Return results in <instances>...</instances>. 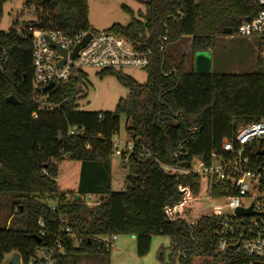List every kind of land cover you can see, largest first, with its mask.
Wrapping results in <instances>:
<instances>
[{"label": "trees", "instance_id": "trees-1", "mask_svg": "<svg viewBox=\"0 0 264 264\" xmlns=\"http://www.w3.org/2000/svg\"><path fill=\"white\" fill-rule=\"evenodd\" d=\"M7 2L0 0V19ZM258 3L147 0L139 19L126 9L132 22L114 25L110 32L146 41L154 57L144 85L118 71L100 73L101 77L114 76L129 92L108 113L79 110L86 75L78 71L59 91L57 100L64 101L60 113H39L34 119L32 40L16 33L18 20L9 32H0V49L10 55L5 73L0 75V196L8 195L12 214L23 216L27 223L23 230L0 227V262L12 253L27 262L39 249L48 248L58 264H76L79 258L109 254L107 244L112 237L129 235L137 241L140 258L149 254L153 237L162 236L172 242L170 264H196L197 260L201 264H248L245 256L227 259L215 255L217 216L188 221L166 212V207L183 201L180 189L189 190V199L200 200L201 179L171 175L160 164L187 167L193 157L220 153L223 141L238 129L264 121V76L199 74L187 70L185 59L177 64L165 51L168 45L191 38L193 59L197 53L209 52L216 38L227 36L224 30L237 34L245 19L256 16ZM33 6L37 22L45 29L67 34L91 32L87 0H31L24 8ZM163 38L167 40L162 42ZM10 96L19 104H7ZM122 116L128 120L134 148L130 154L123 153L124 159L128 157L123 162L128 169L126 190L114 192L112 141ZM69 128L83 130V135L70 137ZM180 152L188 156L175 158ZM64 157L80 164L75 193L61 191L58 184V163ZM87 195L103 200L90 208L82 200ZM40 220L47 232L42 243L30 238L39 237ZM163 256L161 252L162 263Z\"/></svg>", "mask_w": 264, "mask_h": 264}, {"label": "built area", "instance_id": "built-area-1", "mask_svg": "<svg viewBox=\"0 0 264 264\" xmlns=\"http://www.w3.org/2000/svg\"><path fill=\"white\" fill-rule=\"evenodd\" d=\"M260 11L247 22L243 21L237 35L254 43L261 63L264 65V0H259ZM32 23H37L36 26ZM37 22L20 24L14 28L23 39L32 40V78L31 88L34 95L31 103L37 108L33 118L39 113L59 114L61 104L57 96L62 87L66 86L74 73L85 67H93L101 72L118 71L124 68L148 70L152 65L154 51L146 41L123 37L113 32L96 33L82 31L77 34L52 29H45ZM90 37V38H89ZM84 46V42L87 40ZM167 38H163L165 42ZM66 52V57L54 48ZM78 49L76 57H73ZM164 47H162V50ZM65 63L61 66V62ZM10 62L6 49H0V75L5 73ZM52 85L51 89H48ZM47 89V90H46ZM46 90V91H45ZM102 116H100L101 118ZM195 133V130L193 131ZM83 130L69 128L68 136H82ZM114 154L126 162L123 153L130 154L134 144L127 143L125 150L115 138L112 141ZM188 156L180 152L175 158ZM187 164V163H186ZM167 173L181 177L196 175L201 179V199L188 198L189 190L180 189L183 201L174 207H166L171 216L188 220L190 214L182 208L186 201L223 202L221 209L227 214H213L219 219L213 231L216 239L215 255L234 259L245 256L248 264H264V121L253 122L234 132L221 144V152H213L208 156L193 157L189 166L160 164ZM59 183V182H58ZM87 207H97L101 200L94 195L83 199ZM212 208L214 206L211 205ZM55 212V207H48ZM249 212L240 214L238 211ZM210 215V216H213ZM39 238H45L47 232L44 221L38 222ZM70 233L69 229L65 231ZM71 238H74L70 234ZM117 237L109 241L108 248L115 247ZM57 249L62 253V244L56 241ZM15 253L6 255L0 264H11ZM20 264H58L53 250L39 249L27 262L20 256Z\"/></svg>", "mask_w": 264, "mask_h": 264}, {"label": "rangeland", "instance_id": "rangeland-1", "mask_svg": "<svg viewBox=\"0 0 264 264\" xmlns=\"http://www.w3.org/2000/svg\"><path fill=\"white\" fill-rule=\"evenodd\" d=\"M31 0H8L3 6L0 19V32H9L15 27L14 22L20 24L36 20L35 6L30 10L24 8ZM89 6L90 30L96 33L109 32L114 25L128 26L132 22V15L139 19V13H145L147 0H87ZM128 9L130 12H128ZM191 38L168 45L165 49L168 56L175 59L177 64L185 59L186 67L191 71L195 66V58L191 56ZM211 59L210 74L216 75H262L264 65L261 63L254 43L239 37L237 34L221 36L214 40V45L207 52ZM82 72L86 75L83 80L82 98L78 100L79 110L83 112L108 113L116 109L121 99L129 95L127 89L119 84L114 76L101 77V71L93 67H85ZM124 76L132 78L138 84L144 85L148 81L147 70L124 68L118 70ZM128 120L125 116L120 119L119 132L115 140L125 150L127 143L131 142L127 132ZM112 161V188L114 192L126 190L128 169L121 158L115 154ZM58 184L61 191L75 193L79 180L80 164L64 157L59 163ZM223 202L186 201L182 208L190 216L188 221L198 220L202 216L213 214H227L221 209ZM214 206V208L211 207ZM23 216L12 214V201L8 195L0 196V227H12L16 230L27 228ZM172 242L169 237L155 236L152 239L151 250L145 257L140 258L137 251V241L133 236L118 235L115 247L107 255L98 258H79L76 264H170ZM164 252L163 263L160 254ZM176 264H179L178 262ZM196 264H201L197 260Z\"/></svg>", "mask_w": 264, "mask_h": 264}, {"label": "water", "instance_id": "water-1", "mask_svg": "<svg viewBox=\"0 0 264 264\" xmlns=\"http://www.w3.org/2000/svg\"><path fill=\"white\" fill-rule=\"evenodd\" d=\"M249 19H245L244 21L247 22ZM40 28H42V26H40ZM232 34V30L231 29H226L224 30V35H231ZM90 38V37H89ZM89 38L84 42V46L87 44ZM52 46L56 49L59 50V48L57 47V45L52 44ZM61 54H63L64 57H66V52L61 51ZM78 52V49L75 50V53L73 54V57H76V54ZM65 63V60L61 62V66ZM210 68H211V59L208 56L207 52H203V53H197L195 55V72L199 73V74H210ZM52 85L50 87H48V89H51ZM47 90V89H46ZM45 90V91H46ZM7 104L9 105H13L16 106L19 104L18 100L14 97V96H10L6 99L5 101ZM62 137V135H60V138ZM80 196H78L76 198V202H78L80 200ZM101 200H103V198H101ZM240 214H248L249 212H244L242 210L238 211ZM32 239H34L35 241H37L38 243H42V239L37 237V236H32L30 237ZM11 264H20V255L18 253H15L13 256V259L11 261Z\"/></svg>", "mask_w": 264, "mask_h": 264}, {"label": "crops", "instance_id": "crops-1", "mask_svg": "<svg viewBox=\"0 0 264 264\" xmlns=\"http://www.w3.org/2000/svg\"><path fill=\"white\" fill-rule=\"evenodd\" d=\"M191 42H192V39H191ZM190 68H192V70H195V66H194V67L192 66V67H190ZM187 70L189 71L190 69L187 68ZM192 70H191V71H192ZM116 241H117V240H116ZM116 241H115V242H116Z\"/></svg>", "mask_w": 264, "mask_h": 264}]
</instances>
